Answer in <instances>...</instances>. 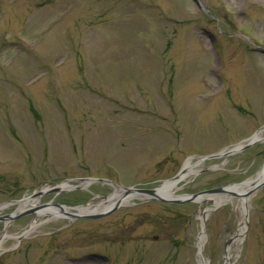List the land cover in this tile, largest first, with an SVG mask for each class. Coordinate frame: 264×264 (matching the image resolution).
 I'll return each mask as SVG.
<instances>
[{"label": "rangeland", "instance_id": "1", "mask_svg": "<svg viewBox=\"0 0 264 264\" xmlns=\"http://www.w3.org/2000/svg\"><path fill=\"white\" fill-rule=\"evenodd\" d=\"M202 1L217 19L194 0H0V205L67 179L155 188L264 126V0ZM224 161L196 167L177 194L255 178L264 143ZM112 192L32 203L96 206ZM234 192L215 209L133 200L98 220L27 215L7 226L0 264H199L202 218L210 264H264V187L246 212Z\"/></svg>", "mask_w": 264, "mask_h": 264}, {"label": "water", "instance_id": "2", "mask_svg": "<svg viewBox=\"0 0 264 264\" xmlns=\"http://www.w3.org/2000/svg\"><path fill=\"white\" fill-rule=\"evenodd\" d=\"M262 131H264V127L261 130H259L252 138H250L247 141L246 145H244V143L239 144V145H237V147L235 149H232L229 152L220 153L217 155L202 158L201 162L205 159H208V158H220L223 156H230L232 154L238 153L240 151H243V150L251 147L255 143L262 141L261 139L257 138V135H259ZM263 176H264V166H263L257 180L249 188V191L242 194L241 196L248 197V196L252 195L253 193H255L257 190H259L261 187H263L264 186V177ZM259 179H260V181H259ZM89 181H92V180H89ZM85 182H88V180H85ZM244 184H246V182L241 184V185H244ZM229 188L230 187L220 188V189H212V190L204 191V192H201V193H198L195 195L184 196L181 198L164 197L161 194L159 189H134V188H127V189L119 188V189L123 191V194H124L123 198L128 197L130 194H140V195H143L146 199L158 200V201L166 202V203H185V202H195V201L201 199L203 196H206V195L233 194V193H235L232 190H230ZM121 203H122V201L120 200L115 205L111 206L108 209L103 210L100 213H96L94 211H91V212H82L80 214L69 213L68 215L70 217L76 218V219H80V218H90V219H95V218L97 219L98 218L99 219V218L106 217V216L112 214L113 212H115L119 208ZM57 206L60 207L63 212H65L63 206H61V205H57ZM49 209H50L49 204L42 205V206L35 207V208H29L23 212L18 213V214H11V215L2 216V217H0V220L10 222V221L15 220L17 218H20L22 216H25L28 214H34V213L37 214V213H39V211H42V210L46 211Z\"/></svg>", "mask_w": 264, "mask_h": 264}, {"label": "bare ground", "instance_id": "3", "mask_svg": "<svg viewBox=\"0 0 264 264\" xmlns=\"http://www.w3.org/2000/svg\"><path fill=\"white\" fill-rule=\"evenodd\" d=\"M185 170L184 172L176 179L170 182H167L162 189L160 190L161 194L164 196H174L177 191L179 190V188L181 187V185H183L184 183H186L195 173H196V166L193 165L191 163V161H188L185 164ZM264 177V176H263ZM255 179H252L251 181H253ZM260 181V179H259ZM63 188H69V186L64 185ZM247 187H244V190H246ZM122 198V195L120 192H116L115 194H113L111 196V198L106 202L105 207L108 209L110 208L112 205H114L117 201H119ZM135 196L133 197H128L126 198L124 201L125 203H129V201H131L132 199H134ZM216 204H219L222 199L218 200L215 199ZM246 202L247 201H242V208L245 211L246 208ZM31 206H35V204L28 202V201H23L19 204V210H22L24 208H28ZM3 206H0V212L2 211ZM56 211L53 213L54 216H62L61 212L58 209H55ZM42 215V214H40ZM203 219V218H202ZM201 219V221H203ZM38 228V223L34 222L32 223L26 230V235H30L31 233H33L34 231H36V229ZM240 235V234H239ZM205 236L202 234L199 238V249L201 251V257L199 258V262L200 264H210L208 260H206V258L204 257V245H205ZM4 249V240L0 241V251ZM231 258V254L230 252L227 254V258L226 261H229Z\"/></svg>", "mask_w": 264, "mask_h": 264}]
</instances>
